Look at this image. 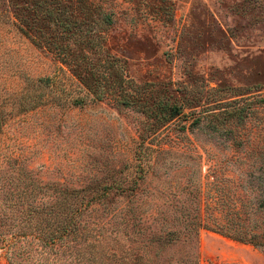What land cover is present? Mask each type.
Instances as JSON below:
<instances>
[{
    "label": "rangeland",
    "instance_id": "rangeland-1",
    "mask_svg": "<svg viewBox=\"0 0 264 264\" xmlns=\"http://www.w3.org/2000/svg\"><path fill=\"white\" fill-rule=\"evenodd\" d=\"M42 1L0 0V264H264V0H60L144 91L127 107L33 40Z\"/></svg>",
    "mask_w": 264,
    "mask_h": 264
},
{
    "label": "trees",
    "instance_id": "trees-1",
    "mask_svg": "<svg viewBox=\"0 0 264 264\" xmlns=\"http://www.w3.org/2000/svg\"><path fill=\"white\" fill-rule=\"evenodd\" d=\"M38 3L46 5L47 28L49 31L45 36H33V40L39 43V45L45 46L54 58L67 68L69 73L86 89L94 100L103 101L107 99L116 105L125 107L130 105L140 106V99L138 101L135 97H139L141 95L140 92L144 94V91L135 89L130 84L131 81L127 77L125 70V61L111 55H106V58L101 59L100 62L94 61L89 56V53L84 51L83 46L92 50L97 46V43L93 42L94 39H92L94 36L91 33L90 24L83 21L85 18L81 20L77 19L73 13L74 7L70 9V4L61 3L60 0L53 1L52 3H45L43 0ZM102 22L110 24L111 19L107 15H104ZM50 84H53V82ZM182 108V104L175 105L164 102L159 104L156 109L152 107L148 108L146 104H143L140 110L149 116L155 117L159 121L158 124H164L178 115L182 111ZM143 136L145 135L143 134ZM145 138L143 137L141 140L143 141ZM87 182L90 183L91 181ZM87 204L89 202H86L82 206H76L78 207L76 209L82 211L84 208H87ZM41 207L38 210L43 211L44 206ZM47 207L49 209L54 208V206ZM58 208L63 209L61 206ZM256 208L264 216V196L260 198ZM70 210L71 208H68L69 212ZM72 217L71 215L69 223L72 222ZM66 228H62V232H65ZM67 230L66 232H69L72 229L67 228ZM231 238L253 246L258 245L249 238H240L236 235L234 236L232 233Z\"/></svg>",
    "mask_w": 264,
    "mask_h": 264
},
{
    "label": "crops",
    "instance_id": "crops-1",
    "mask_svg": "<svg viewBox=\"0 0 264 264\" xmlns=\"http://www.w3.org/2000/svg\"><path fill=\"white\" fill-rule=\"evenodd\" d=\"M241 243H244V242H241ZM244 244H249V243H244ZM251 245V244H250ZM253 246V245H252Z\"/></svg>",
    "mask_w": 264,
    "mask_h": 264
}]
</instances>
